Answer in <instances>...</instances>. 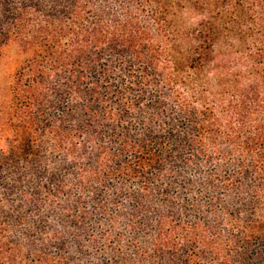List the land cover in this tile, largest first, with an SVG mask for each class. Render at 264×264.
Returning <instances> with one entry per match:
<instances>
[{"label":"trees","instance_id":"16d2710c","mask_svg":"<svg viewBox=\"0 0 264 264\" xmlns=\"http://www.w3.org/2000/svg\"><path fill=\"white\" fill-rule=\"evenodd\" d=\"M0 264H264V0H0Z\"/></svg>","mask_w":264,"mask_h":264},{"label":"rangeland","instance_id":"374dc122","mask_svg":"<svg viewBox=\"0 0 264 264\" xmlns=\"http://www.w3.org/2000/svg\"><path fill=\"white\" fill-rule=\"evenodd\" d=\"M13 71L12 63L9 59H4L0 63V94L5 95L7 92L9 77Z\"/></svg>","mask_w":264,"mask_h":264}]
</instances>
